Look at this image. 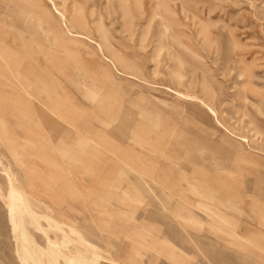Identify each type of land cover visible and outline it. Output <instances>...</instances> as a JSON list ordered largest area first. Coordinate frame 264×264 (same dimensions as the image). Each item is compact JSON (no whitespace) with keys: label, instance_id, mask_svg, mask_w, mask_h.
Returning a JSON list of instances; mask_svg holds the SVG:
<instances>
[{"label":"rangeland","instance_id":"1","mask_svg":"<svg viewBox=\"0 0 264 264\" xmlns=\"http://www.w3.org/2000/svg\"><path fill=\"white\" fill-rule=\"evenodd\" d=\"M0 1L6 7L14 2ZM87 1L43 3L105 57L121 84L113 107L92 105L84 99L89 89L43 64L78 108L107 112L101 121L90 117L107 136L85 135L89 127L78 117L63 122L70 135L58 134L52 124L72 106L55 103L44 115L46 93L55 87H35L33 80L44 75L22 69L0 48V264H264V245L244 231L264 235L263 220L249 204L234 210L237 197H213L221 184L202 180L213 177L234 188L248 177L253 190L251 173L264 175V0H163L171 8L160 6L148 22L135 15L131 24L122 18L119 0H101L96 11L115 61L68 21L73 7L87 10ZM142 3L146 10L149 0ZM11 16L0 17L6 43L38 53L40 40L30 32L33 43L22 44ZM44 20L33 19L38 31L48 28ZM17 98L27 102L32 119ZM137 122L144 133L132 130ZM80 138L91 150L84 158L91 172L63 152ZM164 140L173 146L159 151ZM144 157L159 164L146 167Z\"/></svg>","mask_w":264,"mask_h":264},{"label":"bare ground","instance_id":"2","mask_svg":"<svg viewBox=\"0 0 264 264\" xmlns=\"http://www.w3.org/2000/svg\"><path fill=\"white\" fill-rule=\"evenodd\" d=\"M101 0H90L87 1V5L89 6L87 10L73 7V11L68 17L69 23H72V26L74 27L75 31L79 35H86L88 37H91L98 41L100 43V46L103 48L105 46L108 50L107 55L112 60H116V51L113 49V46L109 42V32L106 29V25L103 22V15L98 14L96 9L98 6H100ZM122 5V12L121 15L123 19L128 20L132 23L133 18L135 15H138L139 17H142L146 22L150 21L154 15L156 10L162 6V5H168L163 2V0H149L148 8L145 10L143 7L142 0H119ZM185 0H182L184 2ZM128 2H131L132 5L128 4ZM66 5V4H65ZM171 8V7H170ZM8 11L13 14L12 19L14 20V31L17 33H21L23 36H21L22 44H25L29 41H31L33 38L31 35L35 38L37 37L40 40V46L37 50L38 53H33L31 55L22 53L18 50V46H13L12 44L6 43V39L4 38L6 35L5 28H0V48L4 53L7 55V58L12 60L14 63H16L19 67H21L24 70H27L29 73L34 74H41L44 75L41 78H36L33 80L35 87L40 85V87H55L54 92L48 91L46 93V104L48 105L45 107L46 111H44V115H47L49 112L52 111V106H54L55 103H66L72 106V112L70 111H62L60 116L59 122H54L52 124V127L59 129L60 133L62 135H70L71 132L64 126L63 122H70L69 120H74L76 117L84 124H86L89 127V132L87 134H98L99 136H107V134L102 131L98 126H96L90 117H95L97 121H101L105 116L107 112H102L101 109L97 111H89L85 108H78L76 105V98L74 96H70L67 92L66 87L64 86V82L55 79L52 77V71L49 67L44 66L43 63H46V65H51L52 69H55L62 79L67 81V83H71L73 86L89 89L91 92L88 95H84V99L86 101H89L92 103V105L97 107L99 106L104 107L105 109H110L113 107L116 99L119 96V93H117L115 87L121 85L119 82V79L115 74L110 70L108 67V63L104 56L99 55L97 52H95L94 48H92L89 44L85 43L83 39H80L81 37L78 35H73L69 29H66L65 26H63L62 22H59L55 20L50 12L47 10L46 6L43 3V0H14L9 7L5 6V3L3 1H0V17L2 15L8 14ZM175 13V12H174ZM173 15V13H172ZM35 17L38 19L40 17L44 18L45 23L48 24V28L44 27L45 29H41L38 31L36 28V24L33 21ZM4 18V17H2ZM1 20V19H0ZM4 22V21H2ZM13 22H11L12 24ZM70 23V24H71ZM6 25V24H5ZM20 29H23L24 27L29 28L30 31H20ZM18 30V31H17ZM97 30L98 36L97 39L94 38L93 34L94 31ZM28 33L29 36H26ZM50 33L53 34V36H50ZM84 38V37H83ZM33 43V41H31ZM26 45V44H25ZM39 53L43 55L44 60H40ZM30 59L28 61V59ZM69 64V65H68ZM70 64H72L71 67ZM68 65V66H67ZM124 70V69H123ZM126 71V70H124ZM130 73V72H129ZM131 75L137 77L138 79L144 80L145 78L139 74L130 73ZM34 76V75H33ZM94 83V84H93ZM3 83L0 81V90L2 89ZM82 86V87H81ZM44 87V88H45ZM43 89V88H42ZM4 92V91H1ZM158 99V98H157ZM160 100V99H159ZM17 101L20 106L25 107V114L26 116H29V119L33 118V115L31 111L29 110L27 106V102L22 98H17ZM162 103V102H159ZM103 105V106H102ZM159 106V105H157ZM155 107L157 110L155 111L158 115H163L162 108ZM3 115V113H0V117ZM105 115V116H104ZM52 116V115H51ZM165 116V115H164ZM159 124L161 125V118L158 119ZM158 122V121H157ZM137 128L132 130H139L144 133L145 126L144 124L141 125V123L137 122ZM6 124L2 125V129L5 132L9 133V130ZM160 129V128H159ZM36 131V130H35ZM34 131V132H35ZM38 131V130H37ZM77 131V130H76ZM79 132H82L81 129H79ZM76 134L75 132H73ZM125 134V133H124ZM154 135L156 133H153ZM35 135V134H33ZM126 135V134H125ZM160 136L159 133L156 134V137ZM170 135L169 137H171ZM41 138V137H39ZM28 139V138H27ZM14 147L18 146L19 143H12ZM25 145V144H24ZM47 146V145H45ZM63 152H65V155L70 161H73L75 164H83L85 171H92L93 167L88 166L91 165V163H87L84 160V158L89 155V147L86 144V140L80 138L78 141L73 143V145H64ZM173 146L170 141L164 140V142L159 143V147L157 148L159 151H162L163 149H167L169 147ZM124 152L129 155V157L133 158L135 156L131 151V149L121 146ZM46 147H43L42 152H45ZM89 150V151H88ZM249 158V161L256 163L259 162V158L253 154H248L244 151ZM136 154V153H135ZM240 157L243 155L240 153ZM135 158V157H134ZM245 158V157H242ZM51 162L53 160H50ZM146 165H145V162ZM143 165L146 167H153L154 164H159V159L153 158L148 159L144 157ZM88 166V167H86ZM78 168V167H77ZM251 182L255 183V189L251 190L250 187H252L248 182V177H246L243 180L238 181V185L234 188H232L230 185L223 184V182L219 183L217 178H203L204 184H208V186H214V185H220V189L213 192V197H220L224 201L234 199L235 197L238 198V200H235L236 206H234V210L243 212L240 205L242 204L243 207L246 203L249 204L248 210L252 212V214H255L256 216H259L264 222V175L262 174H252ZM166 180H168V177H165ZM222 179V178H220ZM15 191V190H14ZM243 191V192H242ZM16 192V191H15ZM239 192H242V194H238ZM238 194V195H237ZM15 195H17L15 193ZM18 200L22 202L20 197H17ZM16 200V199H15ZM15 201L16 202H18ZM17 209V208H16ZM19 210V209H18ZM262 222V224H263ZM261 224V223H260ZM245 232L249 233L251 236H255L259 242V244L264 245V235L257 233L252 228L244 230ZM240 235L236 233V236Z\"/></svg>","mask_w":264,"mask_h":264}]
</instances>
